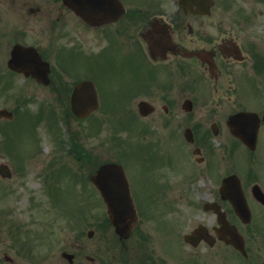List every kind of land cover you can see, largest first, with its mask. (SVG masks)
Segmentation results:
<instances>
[{
  "label": "flooded vegetation",
  "instance_id": "obj_1",
  "mask_svg": "<svg viewBox=\"0 0 264 264\" xmlns=\"http://www.w3.org/2000/svg\"><path fill=\"white\" fill-rule=\"evenodd\" d=\"M72 1L0 0V40L29 45L34 16L41 15L49 50L38 53L51 67L46 86L24 74L3 76L0 67V88L12 89L18 76L68 110L74 88L91 81L98 112L137 120L136 130L125 131V147L134 144L140 161L134 171L119 164L139 221L127 239L108 221L92 234L79 229L73 239L57 234L50 240L43 227L24 232L0 219V264H214L227 248L235 264H262L246 236L247 258L221 231L224 215L241 233L253 226L254 238L264 234V0H77L78 7L91 8L90 23ZM56 44L59 52L51 50ZM8 110L13 121L20 119L16 102ZM241 114H251L258 130L255 124L250 130L251 121L244 128L233 121ZM179 155L189 159L190 172L178 171ZM231 176L251 210L248 225L229 198L240 194L221 193ZM203 181L208 186L199 188ZM179 186L180 200L200 201L184 210L187 215L177 209ZM93 195L103 200L94 186Z\"/></svg>",
  "mask_w": 264,
  "mask_h": 264
},
{
  "label": "rangeland",
  "instance_id": "obj_2",
  "mask_svg": "<svg viewBox=\"0 0 264 264\" xmlns=\"http://www.w3.org/2000/svg\"><path fill=\"white\" fill-rule=\"evenodd\" d=\"M34 17L33 34L27 40V43L36 44L44 50H49L48 41L45 39L48 38L45 37V34L48 33L45 27L46 24L41 21V15ZM36 17L40 19L37 20ZM0 49L1 52L11 51L12 47L8 39L0 40ZM51 50L59 52L58 44H56L55 49ZM1 52L0 67L6 70V62L9 56ZM101 73L106 76L108 74L107 68L104 67ZM13 80L15 85L13 88L11 87L12 89L7 90L6 88L8 87H5L4 84L0 88V107L10 109L15 106L16 102L21 116L29 110L31 111L29 113L31 117L15 122L3 121L0 123V147L3 142L1 131L4 129L3 127H7L4 145L0 148V163L9 165L14 172V178L11 181H7L6 184L0 181V212L7 210L10 213V216L3 218V220L19 222L24 227V230L33 232L39 226H45L46 228L44 229L47 232L49 231L47 234H49L50 240H53L57 234H63L65 240H70L79 236L77 231L79 229H84L87 232L97 229L99 226L105 224L104 206L98 200L94 199L95 201H93L92 199L83 198V195L79 194V188L74 187L75 181L68 174L69 167H62V164L67 161L73 171L75 170L84 176L88 175L87 168L80 169V166L67 156V150L70 146L67 134L68 129L71 130V133L78 131V135L81 132L80 136L84 148L97 155L100 161L121 160L126 166L133 167L134 171L135 163L140 161L137 150L132 148L135 145L132 143V147L127 146L125 153L123 152L120 156L118 150H113L111 144L114 147V137L118 135L126 142V133L122 130H136L133 124L137 128V120L134 121L127 118L109 119V117L103 115V111L87 120H76L70 114L64 118V106L56 105V102L49 99L50 93L48 90L31 82H25L18 76L14 77ZM98 90L101 94L107 91L105 85H99ZM23 98L28 99V101L25 105L21 106L20 101ZM49 103L58 106L57 109L59 111V117L55 120L56 124L52 126L47 116L45 118L44 116L33 118V116H37V113L44 105L49 108H55V106ZM113 107L114 104L107 105V108ZM46 113H48V109ZM97 121L99 122L96 123ZM101 121H104L105 125H103L102 133L96 139L93 138L91 140L89 136L100 129ZM113 126L117 127L118 135H115ZM91 130H94V133ZM57 132L60 134L57 135ZM177 165L178 171L190 172V162L186 156L179 155ZM18 169L21 171L25 170V172L18 174ZM182 177L183 175H180V173L177 174L178 183ZM206 186H208V183L203 181L200 182L198 187L205 188ZM73 187L76 193L74 195L70 194V192H73ZM3 188H6L8 191L7 196ZM183 193V186H179L176 193L177 209L179 212L187 215L184 210L188 208L197 209L196 205L200 204V201L195 196L191 200L185 198L184 200H180V196ZM195 213L196 215L200 214L198 210ZM191 219L198 221L197 217H192ZM100 222L101 224H99ZM253 231V226H250L243 228L242 233L247 237L248 246L251 247V251L253 252L252 255L260 259L261 263H264V256L261 252L262 245L264 251V236L262 233H259L256 239L253 237ZM92 240L95 243L99 242L100 234L98 231ZM222 256L224 259L218 262L215 261L219 264H235L236 255L233 252L224 250ZM216 262L214 264H217Z\"/></svg>",
  "mask_w": 264,
  "mask_h": 264
},
{
  "label": "water",
  "instance_id": "obj_3",
  "mask_svg": "<svg viewBox=\"0 0 264 264\" xmlns=\"http://www.w3.org/2000/svg\"><path fill=\"white\" fill-rule=\"evenodd\" d=\"M87 21L90 20V8L89 7H79L77 8ZM79 12V13H80ZM13 57L9 62V67L17 72H24L26 75L32 74L38 81L47 84L49 82L48 73L50 71L49 65L41 61L40 57L37 55V51L34 48H24L22 46H16L13 51ZM72 106L75 114L80 117H86L90 115L94 110L99 107L97 91L95 86L91 82H85L80 84L74 91L72 97ZM12 117L11 114H8L6 111L0 112V117ZM2 172V168H0ZM4 173V172H2ZM5 175V174H4ZM124 172L120 166L117 165H105L100 168L98 173L93 176L92 181L95 185L101 190L102 195L105 199L110 212L111 219L115 225L118 227V232L122 233L123 226L125 224V219L130 218L132 223L136 221L134 213L129 212L133 210L132 200L123 199V198H111L112 188L123 189L124 188ZM119 183H118V181ZM228 180L224 183V190L229 188ZM227 188V189H226ZM127 193V191H126ZM130 198L129 195L126 194ZM234 201V200H232ZM237 204V200L234 201ZM261 202L264 204V197L261 198ZM240 204V203H239ZM237 207V206H236ZM240 209L237 208V211L240 212L243 219L250 218L249 209L244 201V198L241 199V204L239 205ZM134 211V210H133ZM127 212L129 214L127 215ZM231 235H234L237 238V248L244 252V241L242 236L238 233L235 228H232ZM230 232H227L229 235ZM235 239V237H234ZM228 243L229 241L226 240ZM239 242L242 244L239 245ZM232 243V242H231ZM234 244V242H233Z\"/></svg>",
  "mask_w": 264,
  "mask_h": 264
}]
</instances>
